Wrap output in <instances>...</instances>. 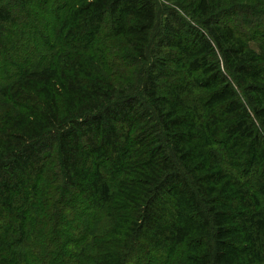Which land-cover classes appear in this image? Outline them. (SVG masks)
<instances>
[{
    "label": "trees",
    "instance_id": "trees-1",
    "mask_svg": "<svg viewBox=\"0 0 264 264\" xmlns=\"http://www.w3.org/2000/svg\"><path fill=\"white\" fill-rule=\"evenodd\" d=\"M162 10L0 0V264H264V0Z\"/></svg>",
    "mask_w": 264,
    "mask_h": 264
},
{
    "label": "rangeland",
    "instance_id": "rangeland-1",
    "mask_svg": "<svg viewBox=\"0 0 264 264\" xmlns=\"http://www.w3.org/2000/svg\"><path fill=\"white\" fill-rule=\"evenodd\" d=\"M157 3V9H158V18L162 19L163 18V8L165 7V5H169L171 3V0H155ZM249 47L255 51L258 50V45L256 42L254 41H250L249 42Z\"/></svg>",
    "mask_w": 264,
    "mask_h": 264
}]
</instances>
